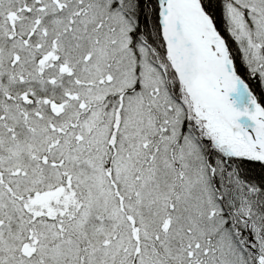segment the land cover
Instances as JSON below:
<instances>
[{
  "label": "snow or ice",
  "instance_id": "obj_1",
  "mask_svg": "<svg viewBox=\"0 0 264 264\" xmlns=\"http://www.w3.org/2000/svg\"><path fill=\"white\" fill-rule=\"evenodd\" d=\"M0 264H264V0H0Z\"/></svg>",
  "mask_w": 264,
  "mask_h": 264
},
{
  "label": "bare ground",
  "instance_id": "obj_2",
  "mask_svg": "<svg viewBox=\"0 0 264 264\" xmlns=\"http://www.w3.org/2000/svg\"><path fill=\"white\" fill-rule=\"evenodd\" d=\"M230 99L235 101V107L240 108L242 110L243 106L247 103L246 97L243 96L239 91L230 93ZM249 107H251L249 105ZM238 123L244 124V123H251V121L248 120V117L241 116L238 118Z\"/></svg>",
  "mask_w": 264,
  "mask_h": 264
}]
</instances>
